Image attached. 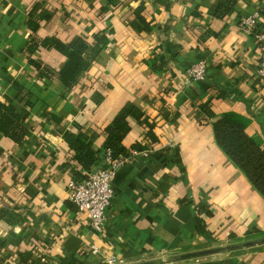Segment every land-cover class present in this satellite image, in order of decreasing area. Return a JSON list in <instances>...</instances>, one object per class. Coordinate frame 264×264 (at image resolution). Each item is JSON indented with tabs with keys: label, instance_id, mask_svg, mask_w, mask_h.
<instances>
[{
	"label": "crops",
	"instance_id": "1",
	"mask_svg": "<svg viewBox=\"0 0 264 264\" xmlns=\"http://www.w3.org/2000/svg\"><path fill=\"white\" fill-rule=\"evenodd\" d=\"M220 1L0 0V100L13 104L27 128L20 142L0 130V264H264V249L177 257L264 229V197L218 144L213 126L236 115L264 148V80L257 75L264 40L256 36L264 0H234L219 14ZM138 6L150 30L131 25ZM255 10V28L245 29L240 19ZM82 33L89 64L70 86L40 76L28 61L57 70L66 59L42 45L28 53L30 34L68 42ZM101 34L106 43L93 47ZM198 59L205 77L190 80ZM127 102L155 121L158 140L127 117L128 153L136 142L147 148L115 172L97 233L67 199L68 180L88 169L64 133L83 132L101 152L104 127Z\"/></svg>",
	"mask_w": 264,
	"mask_h": 264
},
{
	"label": "trees",
	"instance_id": "2",
	"mask_svg": "<svg viewBox=\"0 0 264 264\" xmlns=\"http://www.w3.org/2000/svg\"><path fill=\"white\" fill-rule=\"evenodd\" d=\"M108 1L111 3H117L119 0ZM233 1L234 0H221L218 13L221 14L223 11L227 10ZM140 9L139 6L135 8V17L132 19L131 25L138 30H150L153 25L149 24L140 14ZM31 15V13L28 14L27 25L31 30L35 31L38 23L36 20L29 19V16ZM105 43V35H97L93 47H101ZM39 45L53 47L64 54L66 56L64 63L56 70L47 63L42 64L34 57H29L28 61L38 70L40 76H55L65 86H70L74 83L80 72L89 64L86 51L89 49L90 44L86 41L83 34H77L68 42H64L54 36H45L38 40L34 34H30V39L28 40L25 49L28 53H33ZM163 58V55H159L158 57L160 62H163ZM150 64L154 69L158 66L154 59L150 60ZM200 108L206 113V115H214L213 111L206 103L200 104ZM128 116L135 117L147 126V138L152 142L158 140V137L154 132L155 121L149 120L148 115L134 103L127 102L114 115L111 122L104 127L106 137L103 141L102 148H110L114 155L128 153L126 147L122 143L124 135L130 129L127 119ZM213 126L214 135L218 144L222 147L228 157L245 172L252 185L264 197V148L261 146V139L259 137H251L247 135L244 130V122L233 114L222 115L214 122ZM0 130L4 135L10 137L15 142H20L27 132L26 126L18 120L17 111L13 104L1 100ZM64 140L68 143L70 148L75 151V158L81 164L82 168L89 170L92 165H97V162L101 161L100 150L92 147L91 139L83 132L79 131L74 133L67 131L64 133ZM132 148L141 151L147 148V145L136 142L132 145Z\"/></svg>",
	"mask_w": 264,
	"mask_h": 264
},
{
	"label": "built area",
	"instance_id": "3",
	"mask_svg": "<svg viewBox=\"0 0 264 264\" xmlns=\"http://www.w3.org/2000/svg\"><path fill=\"white\" fill-rule=\"evenodd\" d=\"M257 10L243 16L240 25L248 30H253L258 22ZM256 36L264 40V27L256 32ZM205 62L202 59L194 61L189 69L190 80L198 81L205 77ZM257 75L264 80V59L257 66ZM130 152V151H129ZM137 149L127 154L114 155L110 148L101 149L102 166L91 167L84 174L74 175L66 184L67 199L75 205L77 212H82L89 228L101 233L105 226L106 210L114 195L112 178L117 169L125 162L131 153H137ZM95 251L96 247L93 246Z\"/></svg>",
	"mask_w": 264,
	"mask_h": 264
},
{
	"label": "rangeland",
	"instance_id": "4",
	"mask_svg": "<svg viewBox=\"0 0 264 264\" xmlns=\"http://www.w3.org/2000/svg\"><path fill=\"white\" fill-rule=\"evenodd\" d=\"M82 34H85V33H82ZM103 164L101 163V161H98L97 162V167L98 166H102ZM241 169V168H240ZM242 170V169H241ZM243 171V170H242ZM243 173H244V175L247 177V175L245 174V172L243 171ZM247 179H248V177H247ZM249 180V179H248ZM262 236H264V229H260L259 228V230L258 231H255V230H253V231H250V232H246V233H244V235L243 236H241V237H238V238H235V239H233L232 237H229L228 238V240L225 242L227 245H229L230 243H234V242H236V243H239V241L240 242H242V241H244V240H248V239H255V238H258V237H262ZM233 241H232V240ZM249 249H258V250H262V249H264V242H262V243H256V244H253V245H249V246H242V247H238V248H233V249H228V251H236V252H240V251H244V250H249ZM196 251H198V250H196ZM227 251V250H226ZM213 252H215V251H213ZM213 252H210V253H213ZM193 256H197V255H193ZM198 256H200V255H198ZM110 262V261H109Z\"/></svg>",
	"mask_w": 264,
	"mask_h": 264
},
{
	"label": "water",
	"instance_id": "5",
	"mask_svg": "<svg viewBox=\"0 0 264 264\" xmlns=\"http://www.w3.org/2000/svg\"><path fill=\"white\" fill-rule=\"evenodd\" d=\"M262 241H264V237L259 238V239H255V240H245V241H242L239 243L220 246L217 248H207V249H203V250L187 252L184 254H180L177 257L182 258L184 256H193V255H198V254H204V253H209V252H213V251H217V250H221V249H231V248H238V247H242V246H249V245H253V244H256V243L262 242ZM132 264H138V263H132Z\"/></svg>",
	"mask_w": 264,
	"mask_h": 264
}]
</instances>
